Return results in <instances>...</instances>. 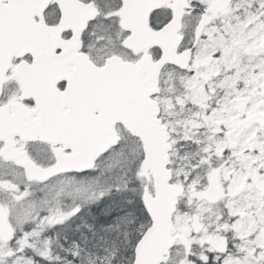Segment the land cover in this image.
<instances>
[{
    "label": "snow or ice",
    "instance_id": "6c2138e0",
    "mask_svg": "<svg viewBox=\"0 0 264 264\" xmlns=\"http://www.w3.org/2000/svg\"><path fill=\"white\" fill-rule=\"evenodd\" d=\"M0 264H264V0H0Z\"/></svg>",
    "mask_w": 264,
    "mask_h": 264
}]
</instances>
